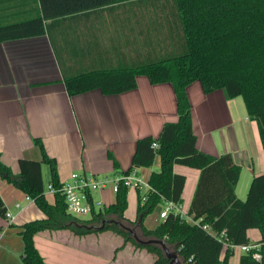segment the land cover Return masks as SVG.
<instances>
[{"label": "crops", "instance_id": "obj_1", "mask_svg": "<svg viewBox=\"0 0 264 264\" xmlns=\"http://www.w3.org/2000/svg\"><path fill=\"white\" fill-rule=\"evenodd\" d=\"M140 1L108 4L105 0H64L66 5L87 7L66 14L50 8L45 11L50 16L44 19V34L0 42V160L12 174H19L21 158L41 160V151L34 144V139H39L56 162L59 182L74 172L116 178L130 168L139 138L156 137L165 122L177 120L172 85L152 84L145 75L136 77L135 88L117 94L92 89L69 95L64 85V78L83 72L132 67L186 51L177 7L175 13L165 14L162 25L148 30ZM186 94L196 147L212 156L232 155L240 167L235 187L239 198L237 187L242 177L250 181L264 174V151L256 121L248 117L240 96L227 98L222 89L205 93L195 80L186 87ZM158 168L156 158L152 166L138 169L148 179ZM173 170L186 177L180 205L187 213L199 171L181 164H175ZM41 174L44 196L53 204L54 192L47 189L48 163L41 164ZM114 195L110 189L92 192L105 206L112 203ZM0 196L12 216L10 220L0 216V264H21L24 241L20 226L45 214L1 175ZM246 235L254 245L262 237L252 226ZM33 241L43 264L154 261L152 253L124 242L112 230L84 235L69 229L44 230L37 232ZM239 245L233 247V253ZM239 258L229 257L228 264H239Z\"/></svg>", "mask_w": 264, "mask_h": 264}, {"label": "trees", "instance_id": "obj_2", "mask_svg": "<svg viewBox=\"0 0 264 264\" xmlns=\"http://www.w3.org/2000/svg\"><path fill=\"white\" fill-rule=\"evenodd\" d=\"M118 4L129 0H105ZM14 3V4H12ZM12 4V5H10ZM186 41V51L166 59L141 63L127 68L99 69L64 78L69 95L99 89L103 94H117L136 87V77L145 75L152 84L170 83L176 96L177 120L165 122L160 133L136 141L132 168L152 166L156 158L159 168L150 173L152 191L142 201L137 190L136 219L124 216L127 187L120 184L111 204L94 210L89 218H80L66 209L64 195L54 192V203L44 196L41 164H49L50 183L58 189L56 162L50 158L39 139L34 144L41 160L19 159L18 175L0 160V175L32 199L44 212L42 219L20 226L24 241L21 264H43L33 236L44 230L69 229L76 235L112 230L124 242L144 248L154 255L153 264H170L159 244H139L140 239L163 241L183 264H228L233 253L230 245L249 244L246 229L261 232L258 251L255 248L240 255L239 264H264V174L254 177L247 200L236 196L235 187L240 167L230 153L212 156L196 147L192 130L191 107L186 87L200 81L205 93L224 90L227 98L242 97L247 115L258 126L264 151V0H175ZM87 5H66L64 0H0V42L38 36L45 33V11L66 14ZM44 10V14L42 11ZM157 144L154 146L153 144ZM181 164L199 171L187 215L195 222L173 212L154 228L144 225L145 217L164 200L182 202L186 177L174 172ZM6 206L0 196V216L6 218ZM208 225L213 232L203 228ZM225 231L229 246L220 237Z\"/></svg>", "mask_w": 264, "mask_h": 264}, {"label": "built area", "instance_id": "obj_3", "mask_svg": "<svg viewBox=\"0 0 264 264\" xmlns=\"http://www.w3.org/2000/svg\"><path fill=\"white\" fill-rule=\"evenodd\" d=\"M153 145L157 146L155 143ZM120 184L137 189L140 192L142 201H145L146 193L152 191L148 179L139 173L138 168H132L127 173L124 172L116 178L74 172L71 173L68 180L61 182V186L58 189L54 188L51 183L47 186V189L51 192L60 191L64 195L67 211L79 217L84 215L90 216L94 210H98L105 206L101 200H95L92 197L93 191L110 189L115 194ZM26 199H29V197L26 196ZM16 206L20 205L16 204ZM170 212L179 215L180 218L187 219V221L197 223L188 216L187 213L182 211L180 204L172 200H164L163 209L160 211L159 217L164 219ZM6 218L9 220L12 219L9 212H6ZM203 228L216 235L208 225H203ZM220 237L224 240V247L229 246L224 230L221 232ZM239 246L244 253L249 252L251 248H255L253 255L255 258H260L258 251L259 245L241 244ZM233 247L234 245H230V248L233 249Z\"/></svg>", "mask_w": 264, "mask_h": 264}, {"label": "rangeland", "instance_id": "obj_4", "mask_svg": "<svg viewBox=\"0 0 264 264\" xmlns=\"http://www.w3.org/2000/svg\"><path fill=\"white\" fill-rule=\"evenodd\" d=\"M143 9L141 10L143 14L147 17V24L146 28L148 27V30H151L154 25L160 26L164 22L163 17H166L165 14H169L170 12L175 13V0H141L139 4ZM178 18H179V30L181 33H183L182 24L180 21V16L178 12ZM159 23V24H158ZM184 34V33H183ZM239 101H242L243 99L241 97L238 98ZM244 105V104H243ZM158 162V161H157ZM47 169V165H44ZM146 177V176H145ZM248 177H242L240 184L237 187V195L242 200H247L248 193L250 190V186L252 184L253 177L248 180ZM126 199H127V206L124 212L125 218H127L130 221H134L136 219V208H137V189L127 186V192H126ZM163 209V204L157 205L152 212H150L144 219V222L147 227L153 228L155 227L162 219L159 217L160 211ZM81 218H89V215L79 216ZM243 253V251L240 248H234V253L230 255L232 256H240V254Z\"/></svg>", "mask_w": 264, "mask_h": 264}, {"label": "water", "instance_id": "obj_5", "mask_svg": "<svg viewBox=\"0 0 264 264\" xmlns=\"http://www.w3.org/2000/svg\"><path fill=\"white\" fill-rule=\"evenodd\" d=\"M132 236L139 244H142V245H148V244H152V243L159 244L163 248L166 257L169 259L170 264H183L175 253H171L168 250V248L165 246L163 241L157 240V239H145V240H143V239L136 237L135 234H132Z\"/></svg>", "mask_w": 264, "mask_h": 264}]
</instances>
